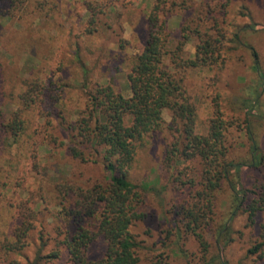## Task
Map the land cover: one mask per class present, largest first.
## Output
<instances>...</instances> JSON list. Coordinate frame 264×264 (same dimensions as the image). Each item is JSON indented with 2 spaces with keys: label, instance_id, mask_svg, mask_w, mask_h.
I'll return each mask as SVG.
<instances>
[{
  "label": "rangeland",
  "instance_id": "374dc122",
  "mask_svg": "<svg viewBox=\"0 0 264 264\" xmlns=\"http://www.w3.org/2000/svg\"><path fill=\"white\" fill-rule=\"evenodd\" d=\"M87 1L101 2L106 9L100 14L97 31L89 35L83 33L89 19ZM153 2L22 0L13 4L5 0L0 3L2 117L19 107L18 94L25 89L23 76L36 79L41 85L39 98L24 111L22 134L10 143L0 138V238L12 233L24 206L34 213L22 254L10 255L5 261L1 258V264L9 261L27 264L24 255L32 259L39 248L42 254L60 251L58 258H43L41 264H67L60 233L66 209L64 189L59 184L73 179L81 184L101 181L106 171L100 160L81 161L72 158L65 147L47 143V133L58 135L61 122L67 125L78 117L86 102L81 90L83 80L88 87L110 85L117 93L130 94L126 75L133 54L143 45L145 15ZM183 2L175 6L168 19L173 36L183 23L193 22L192 25L199 23L202 31L215 32L217 27L229 37L228 44L224 42L221 46L217 63L188 71L185 81L196 106V131L205 133L210 119L220 112L228 123L229 158H250L249 134L263 154L264 87L254 64L256 61L264 76V0ZM235 34L238 40L233 39ZM197 42V35L190 34L184 46L185 56L194 55ZM247 109L252 110L250 115ZM162 116L166 123L170 122L167 109ZM171 140L166 129L148 138L140 151L138 165L128 174L132 182L144 186V200L139 207L144 217L131 227L140 243L139 264H203L217 252L218 239L227 264H264V256L247 255V249L258 239L260 225L264 224V211L257 215L252 226L247 224L245 214L231 218L227 244L223 245L224 240L218 235V229L229 218L226 184L216 195L214 221L206 234L210 245L206 254L183 227L178 230L179 203L188 196V190L180 183L182 176L164 165L163 155ZM243 175L246 185L264 184V159ZM175 176L180 179L174 181ZM88 221L89 228L96 230L94 218L89 217ZM105 244L97 236L89 244V258H100Z\"/></svg>",
  "mask_w": 264,
  "mask_h": 264
},
{
  "label": "trees",
  "instance_id": "16d2710c",
  "mask_svg": "<svg viewBox=\"0 0 264 264\" xmlns=\"http://www.w3.org/2000/svg\"><path fill=\"white\" fill-rule=\"evenodd\" d=\"M4 1L0 0V3ZM10 1L20 4L22 0ZM179 4H184L183 0H154L146 13L145 39L141 49L133 54L126 75L128 96L115 92L110 85L88 87L83 80L81 90L86 102L78 117L69 120L67 125L61 122L58 135L47 133V143L65 147L72 158L81 161L100 160L106 171V177L101 181L81 184L73 179L59 184L64 189L66 210L60 233L67 264H139L140 243L131 227L144 217L139 209L144 200V186L132 182L128 174L138 165L140 151L147 139L163 129L172 136L163 155L164 165L182 176V179L175 176L174 181L180 179L181 185L188 190V196L179 203L178 230L183 227L191 234L203 254L210 247L206 234L214 221L216 195L224 184L229 190V218L218 229L223 245L230 240L231 218L245 214L247 224L252 226L257 215L264 211V184L246 185L243 175L249 167L261 164L264 153L259 152L256 140L249 134L252 140L250 158H229L226 144L228 123L220 112L210 119L205 133H198L196 106L185 81L191 69L217 63L221 46L224 42L228 44L229 37L217 27L215 32L202 31L199 23L192 25L193 22L183 23L173 36L168 19ZM86 6L89 19L83 33L89 35L97 31L100 14L106 9L101 2L87 1ZM192 33L197 35L198 42L194 55L188 57L184 46ZM233 39L238 40V35H233ZM253 54L257 57L255 51ZM254 69L264 87V76L256 61ZM84 74L85 79L87 72ZM23 84L25 89L18 94L19 107L7 117H2L0 112V138L3 142L10 143L22 134L26 122L24 111L41 94L38 80L23 76ZM165 109L170 112L169 123L162 116ZM251 111L247 109L246 112L250 115ZM21 212L22 217L12 233L0 238L3 256L0 259L4 261L10 255L22 254L25 239L32 228L34 213L27 206ZM89 217L94 218L96 230L89 228ZM260 228L258 239L247 249V255L258 258L264 256V224ZM97 236L104 239L105 250L100 258L90 259L88 247ZM219 240L217 252L203 264H227ZM40 250L32 259L24 255L27 264H41L43 258H58L60 254L59 249L48 254H42Z\"/></svg>",
  "mask_w": 264,
  "mask_h": 264
}]
</instances>
